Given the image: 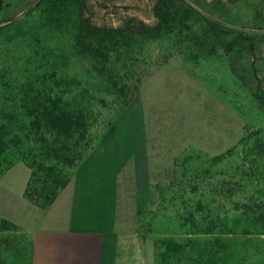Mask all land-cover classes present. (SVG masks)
<instances>
[{"label":"trees","instance_id":"16d2710c","mask_svg":"<svg viewBox=\"0 0 264 264\" xmlns=\"http://www.w3.org/2000/svg\"><path fill=\"white\" fill-rule=\"evenodd\" d=\"M150 5L152 23L132 16L121 18L120 24L113 26L94 23L87 0H42L39 7L45 16L40 17L39 26L30 25L28 16L0 26V173L14 164L10 157L23 161L29 175L22 195L41 210L51 206L99 142L101 110L119 102L124 110L134 99L150 66L136 48L138 39H168L178 48L187 46L203 55L224 52L231 73L252 92L264 113V60L259 75L253 72L248 76L246 67L247 55L251 54L248 44L255 37L207 17L194 0H150ZM97 105L103 108L98 110ZM111 120L116 117L107 120L103 128L108 129ZM253 129L248 133L258 137L257 143L249 148L257 154L250 156L249 163L245 162L247 151L241 154V162L231 161L234 147L201 169L188 166L190 157L176 160L182 164V176L170 185L179 193L174 194L171 205L165 202L166 210L176 209L166 226L177 222L186 232L183 236L172 232L156 240L154 264H201L204 260L233 264L242 259L236 241L241 236L238 241L244 243L245 232L250 233L246 240L254 242L257 263L263 262L264 194L259 192L260 199L255 202L241 190L243 175L251 172L255 178L254 166L259 157L264 159L259 156L264 128ZM222 161L225 165L219 168ZM234 178L239 180L231 190ZM239 188L245 197L234 203L228 194L234 195ZM165 190L156 198L163 204ZM217 195L226 198L227 204L217 200ZM207 198L215 203L213 207L206 203ZM145 210L139 213L138 222ZM231 210L239 212L240 217L234 216L237 224L229 221L227 213ZM218 226L224 227V237ZM0 233L3 255L13 251L17 255L18 228L0 219ZM202 234L209 236L207 241L201 239Z\"/></svg>","mask_w":264,"mask_h":264},{"label":"rangeland","instance_id":"374dc122","mask_svg":"<svg viewBox=\"0 0 264 264\" xmlns=\"http://www.w3.org/2000/svg\"><path fill=\"white\" fill-rule=\"evenodd\" d=\"M40 2L42 0H0V26L5 25V21L22 19L27 16L26 21L30 25L39 26L42 22L40 17L44 15L41 6L39 7ZM194 2L204 15L211 19L221 20L224 27H232L245 35L255 37L254 41L248 44V53L251 54L247 55L246 60L247 75L252 76L253 72L261 74L257 71L264 60V0H194ZM87 3L90 16L97 25L117 26L121 18L132 16L147 23L153 22L150 0H87ZM59 5L60 3L57 2L56 6ZM46 39L49 41L48 38ZM136 48L150 62L149 69L146 70L138 91L128 107L122 110V104L119 102L108 110H101L98 117L100 122L103 121L100 125L102 131L99 135L100 140L93 151L103 140H110L113 134L120 131L121 127L125 128L127 120L132 121L133 132L131 134L138 139L135 147L141 150L142 157L136 166L132 164L133 168H130L134 181L136 180L137 183V209L139 210L136 217L135 243L128 240L127 244L132 249L127 256L131 258V261L136 260L138 256H146V262L154 264L157 251L156 240H163L172 232L182 236L186 232V228L181 229L177 222L170 221L169 227L166 226L167 219L176 213V209L171 207L166 210L165 202L171 205L174 201L170 200L174 194L179 193L178 188L170 185L171 182L179 181L182 176V164H177L176 160L179 162L184 156L190 157L188 166L192 169H201L202 166L210 164L211 159L216 155H223L228 149L234 147L236 155L233 154L231 161H240L241 154L247 151L249 154L247 153L248 158L245 162L249 163L250 156L252 158L257 154L249 147L257 143L258 137H253L248 132H252L253 128L254 131L264 128V113L253 98L252 92L246 86L241 85L231 73L224 52H219L214 56L198 54L187 46H183L182 49L178 48L168 39L157 41L155 36L138 39ZM97 106L98 110L103 108L102 105ZM114 117L116 120H111L113 122L110 127L103 128V125L108 123L107 120ZM263 148L262 145L259 156H264ZM122 150L124 148L120 151L115 149L113 151L114 157L120 161V167L124 166V161H129L127 155L130 154L127 149L125 152ZM9 159L14 164L0 173V219L7 220L18 228L20 246L17 255L15 251L3 255L2 247L0 264H16L18 261L22 264H31L30 250H34V244L31 230L33 226L30 227V225L35 212L45 211L50 206L41 210L21 195L22 187L23 185L25 187L28 180L29 168L20 159L13 157ZM224 165L222 161L218 167H224ZM113 166L114 170L109 176L114 178L118 174L115 171V165ZM244 167L248 168V166ZM254 167L255 178L250 175L251 172H246L243 175L241 190L246 192L249 200L258 202L259 192L264 194V159L259 157ZM130 169L126 167V171L119 179L120 185H123L120 189L123 191L121 196L126 199L129 197L126 194L131 193L128 186L131 188L133 184L132 180L126 181L127 179L124 178L132 174L128 172ZM76 173L71 181L74 180ZM238 180L233 179L231 190L234 189ZM164 187L166 194L163 204L156 198ZM228 196H232L234 203L235 200L242 201L239 198L245 197L244 193L241 195L240 188L239 191H235L234 195L229 192ZM215 198L223 201V205L227 204L226 198L221 199L218 195ZM125 202L124 206H126ZM206 203H210V207L215 205L208 198ZM147 207L148 211L145 210ZM144 210L145 215L142 213L141 221L138 222V215ZM227 214L229 221H233L234 216H239V212L234 210L228 211ZM233 222L238 223L237 220ZM141 224L146 226H140ZM217 230L224 237V227L218 226ZM188 232L191 234L190 230ZM249 234L244 233V243L239 242L241 236L238 237L239 241H236V246L241 252L239 256L242 259L233 264H264L263 254L260 256L263 262L257 263L259 259H255L254 242L250 243L246 240ZM200 237L203 241L209 238L203 234ZM262 248L264 245L260 246V250ZM200 249L210 250V247H200ZM193 255L197 259V252ZM201 264H209V261L204 260Z\"/></svg>","mask_w":264,"mask_h":264},{"label":"crops","instance_id":"0c3cea01","mask_svg":"<svg viewBox=\"0 0 264 264\" xmlns=\"http://www.w3.org/2000/svg\"><path fill=\"white\" fill-rule=\"evenodd\" d=\"M131 132L132 121L127 120V126L116 133L119 136L103 140L91 153L51 206L35 212L30 225L34 244L31 264H148L146 256L137 255L132 261L127 256L132 249L128 240L135 243L139 210L137 183L130 168L142 157L135 147L138 139ZM122 148L130 154L120 167L113 151ZM113 165L118 174L114 178L109 176ZM125 166L132 174L124 178L133 183L132 189L128 186V199L121 196L123 185L119 183ZM23 189L24 185L21 195Z\"/></svg>","mask_w":264,"mask_h":264}]
</instances>
